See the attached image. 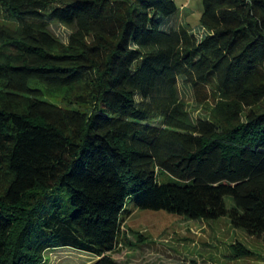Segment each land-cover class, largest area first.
I'll return each mask as SVG.
<instances>
[{
	"label": "trees",
	"instance_id": "1",
	"mask_svg": "<svg viewBox=\"0 0 264 264\" xmlns=\"http://www.w3.org/2000/svg\"><path fill=\"white\" fill-rule=\"evenodd\" d=\"M201 3L197 39L175 0H0V264H124L130 202L264 243V0ZM180 85L211 90L210 112L193 119Z\"/></svg>",
	"mask_w": 264,
	"mask_h": 264
},
{
	"label": "rangeland",
	"instance_id": "2",
	"mask_svg": "<svg viewBox=\"0 0 264 264\" xmlns=\"http://www.w3.org/2000/svg\"><path fill=\"white\" fill-rule=\"evenodd\" d=\"M179 17L172 25L189 22L197 39L204 34L198 19L202 10L201 0H175ZM9 19L0 11V23ZM50 29L63 43L67 42L70 29L51 23ZM31 86L43 91L40 98L62 103L67 90H46L45 85L33 81ZM69 92V91H68ZM178 95L185 109L194 119L210 112L217 96L207 88L199 90L190 86L178 87ZM78 108L84 106L79 104ZM229 207L231 202L226 199ZM131 213L121 226V235L112 257L124 264H258L264 261V243L232 228L228 217L215 221L190 220L165 211L139 210L130 202ZM250 250V256L234 257L231 247L236 244ZM95 258L70 248H57L44 253L43 264H90Z\"/></svg>",
	"mask_w": 264,
	"mask_h": 264
}]
</instances>
